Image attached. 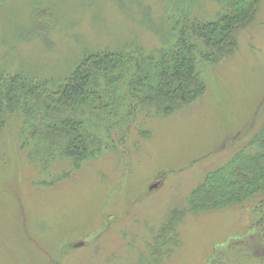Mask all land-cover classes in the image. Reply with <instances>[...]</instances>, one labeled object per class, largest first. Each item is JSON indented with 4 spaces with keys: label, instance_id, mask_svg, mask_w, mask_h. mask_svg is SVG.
Returning a JSON list of instances; mask_svg holds the SVG:
<instances>
[{
    "label": "rangeland",
    "instance_id": "obj_1",
    "mask_svg": "<svg viewBox=\"0 0 264 264\" xmlns=\"http://www.w3.org/2000/svg\"><path fill=\"white\" fill-rule=\"evenodd\" d=\"M235 1L0 0V72L54 90L97 51L159 61L184 24L220 23ZM238 41L224 61L201 64L207 91L195 102L132 115L114 139L115 117L94 115L105 145L80 167L63 158L47 170L11 119L0 133V264H264V199L188 205L264 125V0Z\"/></svg>",
    "mask_w": 264,
    "mask_h": 264
},
{
    "label": "trees",
    "instance_id": "obj_2",
    "mask_svg": "<svg viewBox=\"0 0 264 264\" xmlns=\"http://www.w3.org/2000/svg\"><path fill=\"white\" fill-rule=\"evenodd\" d=\"M260 1L236 0L220 23L187 22L175 46L160 53L159 61L143 51H97L82 59L54 90L49 84H33L19 75L0 72V133L11 119L19 118L25 138L22 145L31 143L30 147L42 150L47 170L63 158L73 159V165L80 167L105 145L97 120H92L94 115L115 117L116 126L105 130L114 139L117 125L134 118L132 115L171 114L202 97L207 87L201 64H218L237 51L239 33L255 19ZM204 183L189 199L188 205L195 210L199 204L211 208L220 202L229 207L264 199V125ZM262 205L264 201L257 209ZM182 213L173 211L161 234H175Z\"/></svg>",
    "mask_w": 264,
    "mask_h": 264
},
{
    "label": "water",
    "instance_id": "obj_3",
    "mask_svg": "<svg viewBox=\"0 0 264 264\" xmlns=\"http://www.w3.org/2000/svg\"><path fill=\"white\" fill-rule=\"evenodd\" d=\"M155 188H156V186L152 187V189H155Z\"/></svg>",
    "mask_w": 264,
    "mask_h": 264
}]
</instances>
